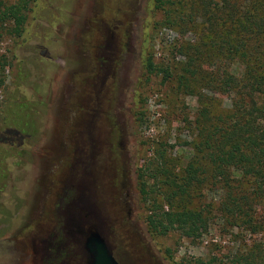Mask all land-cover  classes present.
Returning <instances> with one entry per match:
<instances>
[{
    "label": "rangeland",
    "instance_id": "374dc122",
    "mask_svg": "<svg viewBox=\"0 0 264 264\" xmlns=\"http://www.w3.org/2000/svg\"><path fill=\"white\" fill-rule=\"evenodd\" d=\"M204 1L173 0L159 8L156 0H27L21 36L13 22L0 23V59L7 63L0 150L12 153L5 156L0 181V264H37L33 240L59 223L57 203L71 179L85 183L109 222L105 232L120 264H233L248 248L264 247V230L228 223L219 211L223 193L208 184L191 190L188 205L209 212L202 236L161 235L147 223L148 207L167 205L165 176H183L198 159L202 110L215 118L232 106L226 88L213 90L201 76L188 89L180 83L188 61L183 47L207 51L212 36ZM217 1L207 0V7L212 11ZM106 33L113 34L117 51L103 81L99 59ZM150 57L158 69L169 70L167 79L162 72L147 73ZM205 68L220 76L237 70L219 58H209ZM29 120L37 132L13 140L11 131ZM82 141L97 144L88 147L85 165L78 162ZM144 167L155 190L148 204L138 181Z\"/></svg>",
    "mask_w": 264,
    "mask_h": 264
},
{
    "label": "trees",
    "instance_id": "16d2710c",
    "mask_svg": "<svg viewBox=\"0 0 264 264\" xmlns=\"http://www.w3.org/2000/svg\"><path fill=\"white\" fill-rule=\"evenodd\" d=\"M206 1L204 7L210 12L206 16L207 32L212 36L205 44L207 51L194 49L193 52L189 44L183 47L188 61L180 83L188 89L192 79L201 76L213 90L226 88L232 106L226 115L215 118L210 116L208 108L202 110L197 121L198 159L188 164L183 176H165L170 187L167 205L157 206L154 202L148 207L147 218L154 233L178 231L188 239L202 236L209 228L207 208L193 210L188 206L191 190L205 184L223 193L219 211L228 223L240 224L253 233L264 230V0H218L212 11ZM156 2L159 8L174 4L173 0ZM26 6L27 0L9 7L1 3L0 23L13 22V32L21 36ZM209 58L231 61L237 70L226 76L212 75L205 68ZM144 62L148 74L162 72L168 78L169 70L158 69L152 57ZM6 67L7 63L0 59V90L5 85ZM29 122L24 129L11 131L10 137L19 140L25 134L36 133L34 120ZM9 154L12 153L6 149L0 150V181L6 176L3 161ZM148 168L141 169L138 175L146 204L155 192L147 184ZM173 200L184 206L176 208ZM232 263L264 264V247L254 245L236 255Z\"/></svg>",
    "mask_w": 264,
    "mask_h": 264
},
{
    "label": "flooded vegetation",
    "instance_id": "af4514ba",
    "mask_svg": "<svg viewBox=\"0 0 264 264\" xmlns=\"http://www.w3.org/2000/svg\"><path fill=\"white\" fill-rule=\"evenodd\" d=\"M113 40V34L106 33L104 41L100 46V57L102 59L100 58L99 60L101 61V70L104 71L103 81L106 78L107 70H109L112 61L109 56H113L114 52L117 51L114 48ZM90 109L93 110L92 108ZM92 122V119H89V122L85 124L90 127ZM93 142L95 141H82L81 157L78 160L82 165H85V160L88 158V147L92 146L95 149L97 146ZM111 144L109 143L110 147ZM119 145L121 144L119 143ZM73 180L71 179V182ZM71 182L66 184L57 203V211L60 216L59 223L51 229L48 235L38 233L37 237L33 240V258L35 263L92 264L93 257L87 249L86 243L93 234H100L105 240L111 254L120 264L110 243V238L107 235L110 228L109 222L102 216V212L94 206L92 201L94 196L85 187L84 182L80 181L77 185L71 184ZM120 193V191L115 193L117 200L121 199ZM97 199L100 200L99 195ZM26 248L27 246L24 245L23 249L25 250Z\"/></svg>",
    "mask_w": 264,
    "mask_h": 264
},
{
    "label": "water",
    "instance_id": "95a60500",
    "mask_svg": "<svg viewBox=\"0 0 264 264\" xmlns=\"http://www.w3.org/2000/svg\"><path fill=\"white\" fill-rule=\"evenodd\" d=\"M86 247L93 257L92 264H119L100 234H93L87 240Z\"/></svg>",
    "mask_w": 264,
    "mask_h": 264
}]
</instances>
